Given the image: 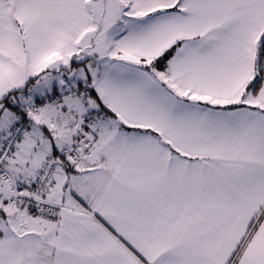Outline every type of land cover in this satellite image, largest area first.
Here are the masks:
<instances>
[{
  "label": "snow or ice",
  "instance_id": "obj_1",
  "mask_svg": "<svg viewBox=\"0 0 264 264\" xmlns=\"http://www.w3.org/2000/svg\"><path fill=\"white\" fill-rule=\"evenodd\" d=\"M0 264H264V0H0Z\"/></svg>",
  "mask_w": 264,
  "mask_h": 264
}]
</instances>
